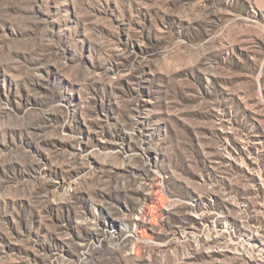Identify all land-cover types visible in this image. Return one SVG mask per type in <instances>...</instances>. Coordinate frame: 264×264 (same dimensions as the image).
I'll list each match as a JSON object with an SVG mask.
<instances>
[{"label": "rangeland", "instance_id": "1", "mask_svg": "<svg viewBox=\"0 0 264 264\" xmlns=\"http://www.w3.org/2000/svg\"><path fill=\"white\" fill-rule=\"evenodd\" d=\"M0 264H264V0H0Z\"/></svg>", "mask_w": 264, "mask_h": 264}]
</instances>
